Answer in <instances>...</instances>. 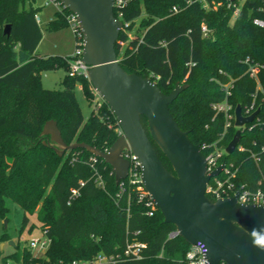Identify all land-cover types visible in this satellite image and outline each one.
Instances as JSON below:
<instances>
[{
	"label": "trees",
	"instance_id": "16d2710c",
	"mask_svg": "<svg viewBox=\"0 0 264 264\" xmlns=\"http://www.w3.org/2000/svg\"><path fill=\"white\" fill-rule=\"evenodd\" d=\"M179 2L137 0L126 8L125 20L132 21L135 38L128 41L121 55L119 41L127 35L120 33L116 45L120 64L129 73L156 81L166 94L178 82L187 85L169 108L180 128L200 145L218 142L226 146L233 138L234 126L221 139L224 118H214L212 108L225 98L222 84L233 79L229 97L233 107L241 105L245 111L254 102L260 113L257 125L243 131L241 144L247 149L226 154L222 161L237 170L232 180L238 186L255 187L264 181V27L254 22L264 18L260 2L247 0L234 19L233 9L225 3L217 9L194 3L173 13L171 8ZM43 6L37 0H0V215H6L5 199L10 197L24 211L22 229L29 224V215L36 213L42 231L51 239L41 257L25 247L22 263L88 261L98 254L120 252L127 241L137 239L147 244L144 258L117 264H184L190 244L180 235L169 237L175 225L164 222L158 207L149 215L134 187L127 185L117 196L120 188L108 163L99 157L95 163L103 188L96 182L90 151L77 148L60 155L47 144L49 135L43 134V129L49 120L57 122L67 144L85 142L103 151L121 135V127L103 101L85 120L76 87L83 85L92 104L90 81L69 75L70 56L39 53L43 31L35 15ZM67 13V8L56 11L46 29L67 26ZM203 23L210 30L207 36L201 30ZM6 25H10L9 34ZM249 64L260 65L258 79L250 76ZM60 67L67 71L63 88H45L41 73ZM142 123L149 134L145 116ZM150 138L165 167L175 173ZM252 153L260 159L256 161ZM81 180L86 183L79 197L69 203L72 189L79 187ZM2 258L5 264L8 258L17 260L18 253Z\"/></svg>",
	"mask_w": 264,
	"mask_h": 264
},
{
	"label": "water",
	"instance_id": "95a60500",
	"mask_svg": "<svg viewBox=\"0 0 264 264\" xmlns=\"http://www.w3.org/2000/svg\"><path fill=\"white\" fill-rule=\"evenodd\" d=\"M61 2L78 18L84 36L82 59L90 66V84L112 110L122 133L103 151L85 142L67 144L57 122L49 120L43 129V134L49 135L47 144L60 155L67 150L87 149L113 168L117 184L128 176L130 162L122 153L130 149L141 164L143 185L164 222L175 225L177 235L189 244H205V264H264V204L242 203L238 193L212 200L207 185L222 172L225 163L207 173L200 144L189 138L170 111L169 105L187 85L178 82L166 94L156 81L121 66L116 45L123 23L115 16L113 0ZM5 33H10V25H6ZM259 112L260 108L245 117L237 105L236 125L252 122ZM142 116L147 118L149 134ZM150 136L175 173L165 167ZM241 137V130H237L227 145L228 154L235 151Z\"/></svg>",
	"mask_w": 264,
	"mask_h": 264
},
{
	"label": "built area",
	"instance_id": "2783aa9c",
	"mask_svg": "<svg viewBox=\"0 0 264 264\" xmlns=\"http://www.w3.org/2000/svg\"><path fill=\"white\" fill-rule=\"evenodd\" d=\"M114 1V13L116 11V18L122 21L123 26L121 32L126 33L127 38L125 40H120V53L121 55L124 54L126 45L128 41L135 38V35L131 34L133 28L131 27L132 21L125 20V10L127 7L130 6L132 2L137 0H113ZM247 0H181V2L173 5L171 11L173 13H178L187 6H190L194 3H200L205 9H217L220 5L225 3L228 8L233 9V19L236 18L242 8V5ZM260 2V10L264 12V0H258ZM43 5H50L53 4L58 12H62L64 9V4L61 0H42ZM36 20L39 24H41V17L39 14L35 15ZM66 19L68 25L71 26L74 35H75V49L73 53L70 55V70L69 75L71 76H82L89 80V69L90 66L87 65L82 57L84 53V36L78 24L77 16L69 11L66 14ZM140 17L135 19L134 21L138 24ZM254 22L264 27V18L259 17L255 18ZM201 30L204 36H207L210 32L209 28L205 23L202 24ZM142 41V39H141ZM120 60V58L118 57ZM248 62V60L246 61ZM260 70L259 64H249V72L250 76L258 79V72ZM233 79H231L228 83L222 84V88L225 92V98L223 101L215 102L212 104V108L214 110V118L222 115L224 118V130L221 135V139L225 137L228 131L232 129L234 126L236 131L241 130L242 136L243 131L249 127L252 129L256 121L259 120V113L256 118L249 123H245L243 126L236 125V114L233 105L229 101V97L232 94V87H233ZM91 88L94 92V97L92 99V104L94 109H98L100 106L102 99L98 95V93L93 89L92 85ZM258 108H255V103L246 106L245 111L242 110V115L247 117L253 114ZM235 131V133H236ZM122 133V130H121ZM235 135V134H234ZM234 137V136H233ZM242 139V137H241ZM232 140V139H231ZM229 144V143H228ZM227 144V145H228ZM227 145H219L218 142L212 143H204L201 146L202 151L206 150V161H207V173H211L216 170L222 163H225V166L222 172L219 175L213 176L207 185V195L212 196V200H216L222 197H231L234 194L238 193V200L242 203H257V204H264V181H259V183L255 187H250L246 185L238 186L232 179L236 176L237 170L232 169V165H228L225 161H222L224 156L227 153L226 148ZM246 150L247 147L241 144V140L239 141L238 145L236 146L235 150ZM264 151V147L262 148ZM123 156L129 160L130 168L128 172V176L121 180L119 185V191L117 196L125 190L127 185H130L136 189L137 197L140 201H143L148 208L147 213L149 215H153L157 205L151 198L150 194L145 189L143 182H142V168L141 164L133 154L130 149H125L123 151ZM253 158L258 161L260 157L252 153ZM98 157L92 156L90 158V164L95 171V175L97 177L96 182L101 187L105 188V184L103 181L102 176L100 175L98 169L95 166ZM85 181L81 180L79 182V187L73 188L71 191V196L69 203L74 200L75 198L79 197L81 193V188L85 185ZM177 235L176 230L171 232L169 237H174ZM51 243V239L48 236H45V239L41 238H34L31 239L30 247L31 248H38L40 250H47ZM147 247V244L144 241H140L137 239H133L131 241H127L126 246L122 249V251L113 253V254H98L92 260H74L70 264H117L120 261L126 260H140L144 258V249ZM206 246L203 242L198 241L194 244H190V247L186 253L184 264H205L206 263ZM220 264H227L226 262L222 261Z\"/></svg>",
	"mask_w": 264,
	"mask_h": 264
},
{
	"label": "rangeland",
	"instance_id": "374dc122",
	"mask_svg": "<svg viewBox=\"0 0 264 264\" xmlns=\"http://www.w3.org/2000/svg\"><path fill=\"white\" fill-rule=\"evenodd\" d=\"M38 5H42V0H37ZM56 7L53 4L44 5L39 11L41 17V27L43 38L38 46V51L42 55L70 56L75 49V35L71 26L67 25L60 30L50 31L46 29L47 23L56 17ZM134 35V29L131 31ZM67 75L65 68H52L41 73L42 85L47 89H62L63 80ZM76 96L87 120L93 110L85 95L84 87L81 83L77 84ZM56 147H58L56 145ZM8 211L5 216L0 215V264H4L3 256L6 257L17 251L18 259L8 258L5 264H23L21 256L25 247L30 248L35 256H44L45 250L31 248V239H45V234L41 229L37 214L29 215V224L22 229L24 211L22 207L10 197L5 199Z\"/></svg>",
	"mask_w": 264,
	"mask_h": 264
},
{
	"label": "crops",
	"instance_id": "0c3cea01",
	"mask_svg": "<svg viewBox=\"0 0 264 264\" xmlns=\"http://www.w3.org/2000/svg\"><path fill=\"white\" fill-rule=\"evenodd\" d=\"M39 14V13H38Z\"/></svg>",
	"mask_w": 264,
	"mask_h": 264
}]
</instances>
